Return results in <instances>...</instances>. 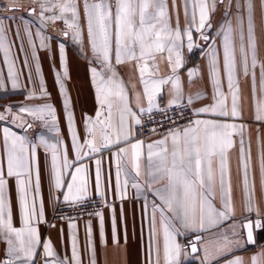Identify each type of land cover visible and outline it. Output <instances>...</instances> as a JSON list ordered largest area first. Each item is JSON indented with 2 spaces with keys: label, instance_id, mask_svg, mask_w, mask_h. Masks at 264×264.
<instances>
[{
  "label": "snow or ice",
  "instance_id": "1",
  "mask_svg": "<svg viewBox=\"0 0 264 264\" xmlns=\"http://www.w3.org/2000/svg\"><path fill=\"white\" fill-rule=\"evenodd\" d=\"M31 3L39 8L38 14L36 7L28 10V15L39 22L35 32L31 23H25L16 26L14 36L20 40L19 52L23 54V66L28 68V84L24 87L32 85L26 99L43 103L4 105L0 122L26 132L39 122L41 132L30 139L8 126L2 129L0 264H37L41 250L42 264H69L67 256L61 259L57 255L51 240L41 238L39 225L46 223L41 155L50 189L60 194L55 201L59 202L62 196L63 203L74 207L88 201L90 169L84 161L94 160L95 191L104 207L112 211L107 234L104 212L89 213L98 220V241L102 247L111 245L128 251L127 230H118L115 207L108 202L107 193L112 190L121 201L123 217V201L128 199L131 187L135 198L143 199L142 211L148 218L143 264H160L161 253L163 264H183L190 254L200 251V233L235 218L230 153L238 147L244 212L255 216L246 215L233 223L231 235L221 234L222 242L217 243L214 253L202 246L201 264H212L245 244H254V231L264 230V215L255 200L257 168L264 193V141L260 136V128L264 127V0L258 3L257 0H31ZM19 7V0H8L6 10ZM218 9L221 19L212 36V16ZM6 19L15 17L0 14V53L11 90L17 92L22 72L17 67L19 57L13 51L15 41L8 35L12 29L4 23ZM58 21L62 22V28L56 27ZM49 27L75 44L87 61L96 107L93 115L84 113L82 117L83 142L76 130L66 89L65 81L70 77L63 41L57 45L60 68L57 70L55 64L52 67L70 144L61 137L57 110L49 102L51 93L45 85L35 42L38 39L39 49L50 52L51 38L44 34ZM185 48L189 53L201 48L206 58L210 98L202 90L191 91L196 80L204 76L199 68L185 69ZM161 64L166 66V73L162 72ZM125 69L129 72L128 81L122 75ZM242 80L251 84L252 110L247 121ZM129 84L134 104L129 97ZM0 90L8 91L3 78ZM165 91L168 99L162 103ZM156 115L163 120H156ZM146 120L148 125L159 124L164 129L159 139L148 143L139 138ZM253 124L257 126L255 165L250 132ZM150 131L155 135L158 129L151 127ZM70 152L74 154L72 160ZM105 152L111 153L115 164L114 186L110 168L106 176L102 167ZM69 228L71 264H82L76 224L70 223ZM189 232L195 235L188 242L190 253L178 240ZM86 236L89 264H97L91 221L86 225ZM227 264L246 262L234 256ZM250 264H264V249L250 258Z\"/></svg>",
  "mask_w": 264,
  "mask_h": 264
},
{
  "label": "crops",
  "instance_id": "2",
  "mask_svg": "<svg viewBox=\"0 0 264 264\" xmlns=\"http://www.w3.org/2000/svg\"><path fill=\"white\" fill-rule=\"evenodd\" d=\"M8 0H0V14L6 17H15V19H6L4 21L5 24L11 26V31H9L8 35L11 39L15 41L13 51L19 57L17 59V67L22 72L20 77L21 88L17 92H12L11 83L7 78V67L3 62V53H0V78H3L5 87L8 89L7 92L0 90V110H2V106L13 104L17 105L23 103L24 105H33L43 103L41 100H30L26 99L29 90L32 88V85H28L27 88L24 85L28 84L27 82V74L28 68L23 66V54L19 52V44L20 40L16 39L14 36V31L17 25L23 26L25 23H31L32 30L35 32L36 27L38 26V20L35 16H29L28 10L30 7L37 8V14L39 12L38 6L32 5L31 0H19L20 7L16 10H6V5ZM258 3V0H257ZM221 19V10L218 9L216 13L212 16L213 21V30H211V35L215 36V28L217 22ZM257 20L258 17V8H257ZM173 23H175V18H173ZM180 26L184 27V15L181 10L180 13ZM57 28H62V22H57ZM44 34L49 36L50 39V52L40 50L39 40L36 39L37 51L40 58V64L42 68V73L45 80V85L47 90L51 93L50 101L54 104L57 110V117L59 121V129L60 135L64 139L65 143L70 144V134L67 132L66 119L63 113V104L62 98L58 91V86L55 83V76L53 72V64L57 70H59V57H58V48L57 45L60 41H63L66 44V55H67V63L69 70V79L65 81L67 93L71 100V107L75 116V124L76 130L81 135V142H83V124L82 117L84 113L88 115H93L96 107L95 104V94L94 89L92 87L87 61L84 60L78 47L73 44L71 41L66 40L65 38L59 36L56 32L52 30L51 27L44 29ZM197 38V34L194 33V39ZM201 45L204 44L203 41H198ZM27 47V45H26ZM264 47V46H262ZM184 58H185V69L187 68H199L201 70V75L204 76V79H198L192 85L191 91L195 92L198 90H202L207 93V97L211 96V85L206 77V58L201 51V48H194L191 53L188 52L187 48L184 49ZM29 65H32L31 56L29 55ZM161 69L163 73L167 72V68L164 64H161ZM33 78L35 77L34 67ZM186 76V71L182 70ZM123 78L125 81L129 80V72L125 69L122 72ZM133 83H135V79L133 78ZM241 89L243 92L244 99V120L247 121L251 117L252 110V98H251V84L250 81H241ZM137 90H139V85L137 84ZM189 90H185V94ZM38 92V88H37ZM129 97L130 100L134 104V95L132 92V86L129 84ZM168 99L167 92L163 94L162 103L166 102ZM208 102V99L204 101ZM200 102H197V106H199ZM8 126L12 128L13 131H16L20 135H28L30 139L34 138L37 133L41 132V128L39 122H35L33 125V129L28 130L27 132L15 125H12L7 122H0V136H2L3 127ZM256 125L253 124L250 126L251 132V152L253 157V163L255 165L257 158V133H256ZM162 134H151L146 137H141L145 143L150 142L151 140L159 139ZM260 136L261 140L264 141V127L260 128ZM43 148L40 149V153H43ZM69 159H74V154L69 153ZM84 163L89 167V198H99L101 197L97 195L94 186V170H95V162L94 160H85ZM230 164H231V180L233 187V199L235 205V218L233 220L225 221L219 228L206 230L200 235L202 236V240L198 243V248L200 251L196 254H190L188 258L183 262V264H201V257L204 255L203 247L207 246L209 252H215V248L218 242L221 241V234L225 233L229 236L230 227L233 223L238 222L242 217L246 215H252L253 218L255 214H247L244 212L243 207V195H242V185H241V175L239 173V151L238 147L233 149L230 153ZM102 167L104 169V173L107 176L110 168V176L111 182L114 186L115 178H116V169L115 164L111 159V153L105 152L103 154L102 159ZM41 194L44 200V214L46 223H41L39 225L40 234L42 240L49 239L51 240L55 252L57 255L63 259L67 256L69 260V264H71V230L69 228L70 223L76 224L75 234L78 241L80 257L82 264H89V256L87 252V236H86V225L89 221L92 224L93 230V239L96 241L97 246V264H143L145 256H144V242L147 240L148 235V218L147 215L142 211L143 199L135 198V191L129 187L128 189V199L123 201V217H121V201L116 198L114 192L109 190L107 193L108 202L115 207V215L117 220V227L119 231L127 230L129 236V245L128 251L125 253L124 249L115 248L109 245L107 248L102 247L98 241V220L94 216H90L82 219H72V220H64L60 222L51 223V213L53 208L57 204L63 203L62 196L60 197V201H55V196H59V193H53L50 189L49 181H48V172L43 166V156L41 155ZM255 200L259 204L260 213L264 215V193L261 192L260 183H259V172L258 168L256 169V192H255ZM14 203V211H15V202ZM217 207H219V198L217 196L216 199ZM104 212L105 217V231L106 234L110 231V219L112 215V211L110 208L104 207L101 209ZM54 225V227H53ZM243 234V233H242ZM194 236L193 233L189 232L187 236L178 237L179 242L185 247L188 248L186 244V240L190 237ZM143 237V240H142ZM243 243V241H241ZM262 249H264V230H255V243L248 245L245 244L243 248L236 249L234 254H230L227 257L220 258L218 261H213L212 264H227V260L234 258V256L242 257L246 264H250V258L259 253ZM189 251V249H188ZM44 257L43 252L41 250V255L37 258V264H42ZM160 264H163V257L161 253Z\"/></svg>",
  "mask_w": 264,
  "mask_h": 264
},
{
  "label": "built area",
  "instance_id": "3",
  "mask_svg": "<svg viewBox=\"0 0 264 264\" xmlns=\"http://www.w3.org/2000/svg\"><path fill=\"white\" fill-rule=\"evenodd\" d=\"M170 115L172 113H169ZM158 121H162L163 118L159 115H156L154 117ZM146 126L140 130V136L146 137L151 134H153L150 131L151 127H156L158 129V134H163L164 129L160 127L159 124H147V120L145 121ZM165 127H167V124H165ZM103 202L99 198H91L88 199V201L83 206H70L65 203L57 204L51 213L50 221L51 223L54 222H60L64 220H72V219H82L87 218L92 215H89V213H92L96 210H101L103 208ZM63 217V218H61Z\"/></svg>",
  "mask_w": 264,
  "mask_h": 264
},
{
  "label": "water",
  "instance_id": "4",
  "mask_svg": "<svg viewBox=\"0 0 264 264\" xmlns=\"http://www.w3.org/2000/svg\"><path fill=\"white\" fill-rule=\"evenodd\" d=\"M195 239V235L194 236H192V237H190V238H188L187 240H186V244H187V246H188V242H189V240H194ZM254 240H255V231H254ZM188 249H189V253H190V247L188 246Z\"/></svg>",
  "mask_w": 264,
  "mask_h": 264
}]
</instances>
